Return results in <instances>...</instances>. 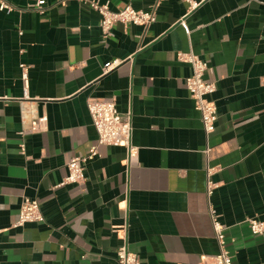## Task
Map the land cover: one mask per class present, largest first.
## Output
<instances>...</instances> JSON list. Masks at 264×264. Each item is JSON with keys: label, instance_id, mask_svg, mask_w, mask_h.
I'll list each match as a JSON object with an SVG mask.
<instances>
[{"label": "crops", "instance_id": "obj_1", "mask_svg": "<svg viewBox=\"0 0 264 264\" xmlns=\"http://www.w3.org/2000/svg\"><path fill=\"white\" fill-rule=\"evenodd\" d=\"M0 11V264H118L125 244L141 264H206L217 254L209 203L226 225L234 264H264V0H98L148 10V27L104 37L85 0H8ZM184 20L185 27L180 23ZM206 61L217 107L205 135L178 52ZM28 66L27 96L19 65ZM106 67V70H104ZM129 113L137 157L97 145L86 181L57 184L96 144L89 99ZM46 117L43 129L31 122ZM24 145L21 152L20 145ZM218 184L206 195V173ZM43 222L14 226L22 199Z\"/></svg>", "mask_w": 264, "mask_h": 264}, {"label": "built area", "instance_id": "obj_2", "mask_svg": "<svg viewBox=\"0 0 264 264\" xmlns=\"http://www.w3.org/2000/svg\"><path fill=\"white\" fill-rule=\"evenodd\" d=\"M188 9L192 10L199 5V1L185 0ZM90 8L95 10L99 18V28L104 37L111 35L112 27L120 23L122 25L133 24L142 27H148L156 19L155 7L148 10L135 9L127 5L121 9L113 10L108 3L101 4L98 0H85ZM42 1L39 0L36 6L40 8ZM14 10L13 5L8 0H0V11L7 13ZM180 23L185 27L184 20ZM178 60L187 63L190 67V74L185 78V87L194 100L195 108L199 113L200 122L205 135H209L217 120L218 112L215 102L210 95L215 91L214 82L205 79V73L208 70L206 61L201 59L193 51L178 52ZM21 69V78L24 85V94L27 96L28 86V66L24 63L19 65ZM109 67H106V70ZM87 108L91 117V122L97 132V141L92 145L85 155H74L66 164V175L57 184L62 186L65 184H83L86 181L85 163L91 160L97 153V145L120 146L126 151V163H132L137 157V147L132 143V125L129 113H122L116 108L114 98L111 99H89ZM46 117H38L31 122L30 131L37 132L43 129ZM21 152L24 151V145H20ZM213 168H208L206 173V195L211 197L218 184L212 181L211 174ZM208 213L211 219L214 237L217 241L218 252L210 256L206 264H234L232 256L227 249L225 241V231L227 229L220 220L219 216L209 203ZM44 215L40 204L36 199L24 197L22 199L18 218L14 226H22L29 222H43ZM246 222L252 234L260 235L264 233V220L256 218H247ZM118 264H141L136 253L131 252L128 247L123 244L116 251Z\"/></svg>", "mask_w": 264, "mask_h": 264}]
</instances>
